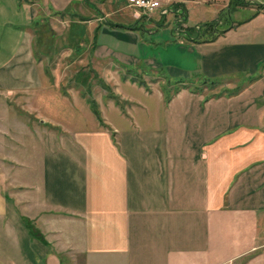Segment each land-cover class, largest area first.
I'll return each mask as SVG.
<instances>
[{
	"label": "crops",
	"instance_id": "1",
	"mask_svg": "<svg viewBox=\"0 0 264 264\" xmlns=\"http://www.w3.org/2000/svg\"><path fill=\"white\" fill-rule=\"evenodd\" d=\"M244 1L238 7L263 22L254 34L219 45L187 38L210 47L212 67L224 51L258 53L261 74L233 96L206 86L169 98L145 91L155 108L129 97L134 111L115 109L125 125L102 114L70 135L45 126L63 128L36 105L25 120L0 98V264H264V0ZM41 10L104 21L96 32L164 23L125 11L123 0H0V69L26 54L29 17ZM20 79L0 75L3 84ZM73 90L71 101L86 99ZM13 164L25 169L12 174Z\"/></svg>",
	"mask_w": 264,
	"mask_h": 264
},
{
	"label": "rangeland",
	"instance_id": "2",
	"mask_svg": "<svg viewBox=\"0 0 264 264\" xmlns=\"http://www.w3.org/2000/svg\"><path fill=\"white\" fill-rule=\"evenodd\" d=\"M162 1L167 4L168 11L174 9L173 3L182 4L177 11L175 9L176 12L161 14L156 9L151 16L145 14L155 22L162 17L164 23L158 27L147 25V28H139L130 35L124 34L122 29L121 33L101 29L96 32L94 27L104 21L84 23L79 14L70 15V12L55 16L56 13L41 10L37 16H30L34 31L31 30V35L25 38L26 54L16 58L14 68L0 69L1 76L16 75L21 77V81L18 83L19 80H16L17 84L10 85L0 83V98L5 102L8 98L10 109L15 110V114L19 112V116L22 114L25 120L35 118L33 113L23 112H29L28 107L36 105L44 116L59 121L63 128H55L49 123L45 126L57 134L70 135L72 130L80 132L97 121L102 122V114L105 118H113V122L121 126L125 125V116L122 119L115 109L134 111L136 104L133 106L131 100H125L129 97L138 98L150 109L155 108V96L147 97L145 91L155 94L161 90L169 98L180 89L204 92L206 86L209 91L218 90L219 94L233 96L249 81L251 83L259 77L261 63L258 64L256 51L249 58L244 50L233 49L235 51L230 54L224 51V54L217 56L220 65L212 67L209 63L210 47L190 45L187 40L195 32L199 33L200 29L204 34L202 37H205L204 42L219 40L218 45L247 33L252 35L263 25L262 21L256 19V11L239 8L236 4L240 0ZM87 6L84 5V8ZM123 6L127 12L134 14L136 11L128 6L127 0H123ZM209 24H213L211 28ZM178 26L184 28V33L175 31ZM229 27L239 28V31L226 33L225 29ZM227 46L226 49L231 47ZM216 48L219 50L221 47ZM23 58H27L28 62L21 66L19 64H22ZM210 81L218 84L212 87ZM223 81H227L229 86L236 81V85L227 88L222 85ZM68 88H73L75 92L79 90L86 99L71 101L67 97ZM104 90L110 94L103 95ZM19 91L22 92L20 95H11ZM23 97L29 99L24 100ZM10 119L12 121V114ZM65 127L69 130H65ZM61 151L67 154V149L62 148ZM12 169V174H15L25 167L23 164H13Z\"/></svg>",
	"mask_w": 264,
	"mask_h": 264
},
{
	"label": "built area",
	"instance_id": "3",
	"mask_svg": "<svg viewBox=\"0 0 264 264\" xmlns=\"http://www.w3.org/2000/svg\"><path fill=\"white\" fill-rule=\"evenodd\" d=\"M127 3L128 6L136 10L133 14L136 17L140 15V11L150 15L156 9H159L161 14H166L169 10L167 4L162 0H127Z\"/></svg>",
	"mask_w": 264,
	"mask_h": 264
},
{
	"label": "trees",
	"instance_id": "4",
	"mask_svg": "<svg viewBox=\"0 0 264 264\" xmlns=\"http://www.w3.org/2000/svg\"><path fill=\"white\" fill-rule=\"evenodd\" d=\"M181 4L182 3H173V7H174V9L175 8H177V7H180L181 6ZM239 4H243V5H245L246 3H245V1L244 0H240V1H238L237 2V4L236 5H239ZM257 7H263V5L262 4H259ZM212 25L213 24H209V27L211 28L212 27ZM207 29V28H206ZM197 33L195 32L194 33V35H193V38H194V40H197V39H199V40H205V37H202V36H204V34L202 33V29H200V31H199V34H197V37H195V35H196ZM204 83H205V81H204ZM210 84L213 86L214 84H215V81H212V83H211V81H210Z\"/></svg>",
	"mask_w": 264,
	"mask_h": 264
}]
</instances>
